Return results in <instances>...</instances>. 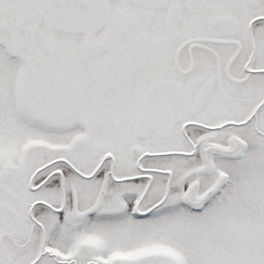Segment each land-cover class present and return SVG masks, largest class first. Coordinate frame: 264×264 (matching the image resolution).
Listing matches in <instances>:
<instances>
[{
    "label": "snow or ice",
    "instance_id": "obj_1",
    "mask_svg": "<svg viewBox=\"0 0 264 264\" xmlns=\"http://www.w3.org/2000/svg\"><path fill=\"white\" fill-rule=\"evenodd\" d=\"M0 264H264V0H0Z\"/></svg>",
    "mask_w": 264,
    "mask_h": 264
}]
</instances>
